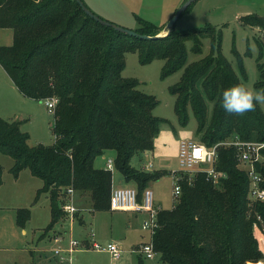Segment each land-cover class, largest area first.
I'll return each instance as SVG.
<instances>
[{"label": "trees", "instance_id": "obj_1", "mask_svg": "<svg viewBox=\"0 0 264 264\" xmlns=\"http://www.w3.org/2000/svg\"><path fill=\"white\" fill-rule=\"evenodd\" d=\"M245 19L249 25L264 26L260 17ZM140 23L137 33L158 35L156 26L142 19ZM0 29L13 30V43L0 46V65L19 92L35 100L58 99L51 146H30L21 121L0 116V153L14 160L12 174L18 177L28 169L44 182L37 197L50 195L48 230L64 219L59 198L69 188L85 199L91 212L111 210L112 171L95 166L96 158L107 151L115 152V167L127 184L136 186L139 201L163 175L131 163L136 155L153 150L163 120L153 114L156 98L141 92L136 80L123 77L128 52H137L142 64L165 61L163 77L184 69L170 91L177 97L180 122L188 124L189 111L195 116L199 143L212 147L236 136L264 141L259 104L242 117L220 106L222 91L243 82L222 55V34L214 27L173 29L165 37L145 40L102 25L75 0H0ZM206 37L218 54L187 65L186 43L192 41L193 51L200 54ZM259 68L257 90L264 89V68ZM242 75L246 78L243 69ZM216 167L226 174L220 183L208 181L202 173L189 183L186 174L173 208L159 212L153 246L162 263L263 264L254 223L260 217L264 224V203L250 205L249 179L232 147L220 148ZM3 173L0 163V189ZM30 218L29 209L17 213L22 228ZM137 264H144L142 258Z\"/></svg>", "mask_w": 264, "mask_h": 264}, {"label": "rangeland", "instance_id": "obj_2", "mask_svg": "<svg viewBox=\"0 0 264 264\" xmlns=\"http://www.w3.org/2000/svg\"><path fill=\"white\" fill-rule=\"evenodd\" d=\"M82 1L98 17L128 30L138 29L141 25L140 19L149 22L160 30L158 35L162 38L168 35L164 29L189 0ZM250 15L260 17L264 23V0H196L176 21L174 30L188 32L210 26L216 32H221L222 55L232 65L243 84L256 89L255 85L261 74L259 66L264 68V26L245 23V17ZM12 40V29H0V46H7ZM193 46L192 41L186 43L187 65L211 54H218L210 37L203 39L200 54L193 51ZM164 63L163 60L155 59L148 64H142L137 52H128L123 77L136 80L141 92L154 96L158 101L153 114L163 122L155 138L154 148L136 155L131 163L139 170L163 173L159 180L150 184L149 189L156 205L164 210H171L176 202L172 174L182 170L179 162L180 144L183 141L198 142L199 138L195 116L189 111L188 124L183 125L175 112L177 97L170 91L181 81L184 69L163 77ZM242 69L246 78H243ZM260 106L264 113V105ZM211 111L210 107V114ZM0 116L9 121H21V130L30 135V146H51L55 142L54 112L48 109L44 100L26 98L20 94L1 65ZM114 158L115 152L107 151L96 158L95 166L104 168L109 159ZM13 161L11 156L0 153V163L4 168V183L0 189V264H59L53 250L58 246L68 249L71 240L80 243L75 253L70 256L74 258L72 264H137L139 258H142L144 264H164L159 254L147 259L137 252L140 245L150 243L152 238L151 232L142 228L143 221L148 217L146 214L109 210L95 212L93 219L91 211L84 210L81 213L84 223H81L78 219L73 220L62 209L64 218L68 219L60 221L57 231L48 230L51 222L50 195L42 193L37 197L39 190L44 187L43 180L28 169L22 171L20 179L15 177L11 172ZM149 163L152 167L146 169ZM112 174L116 188H136L133 183L127 184L116 167ZM59 200L65 204L68 201L67 195L61 194ZM78 200L75 196V205L83 208ZM20 209L31 211V218L24 228L17 223ZM60 230L64 234V238L59 235L63 243L56 245L54 238L51 240V235ZM86 233L103 245L109 242L118 244L121 250L120 259L113 260L110 253L83 245Z\"/></svg>", "mask_w": 264, "mask_h": 264}, {"label": "built area", "instance_id": "obj_3", "mask_svg": "<svg viewBox=\"0 0 264 264\" xmlns=\"http://www.w3.org/2000/svg\"><path fill=\"white\" fill-rule=\"evenodd\" d=\"M45 104L49 110L54 112L58 104V99L55 97L48 98L45 100ZM221 147H232L234 149L239 168L244 170L247 174L249 179L248 199L250 205L259 202L264 203V174L262 172L264 168V141L242 140L237 136L219 142L212 147L195 141L181 142L179 162L182 170L173 172L172 174L174 180L173 193L176 197V201L181 196V182L185 179L184 177L186 174L188 175L189 183L200 173L205 174L207 180L215 184L220 183L222 179L226 178V174L219 171L216 167ZM114 167V160L109 159L105 169L112 171ZM151 167L152 164L149 163L145 168L149 169ZM66 195L68 201L63 204L62 208L64 212L73 219L81 209L75 205L74 199L76 195L73 188L67 189ZM110 208L114 211H131L134 213L147 214L148 217L143 221L142 228L145 231L151 232V242L140 245L137 252L144 255L147 259L154 258L157 253L153 246V236L158 229V215L162 209L155 206L152 191L149 188L146 189L142 196V201H139L136 188L128 186L113 188L111 192ZM254 236L258 242L261 253L264 255V224L260 217H258V221L254 223ZM54 241L56 245H60L62 237H54ZM79 244L78 241L71 240L68 249H62L60 246L55 248L53 253L58 258L59 264H72L74 258L70 256L75 253ZM89 247L97 251L110 253L113 260H118L121 257L120 247L114 242L103 245L92 240ZM262 263L264 264V260Z\"/></svg>", "mask_w": 264, "mask_h": 264}, {"label": "clouds", "instance_id": "obj_4", "mask_svg": "<svg viewBox=\"0 0 264 264\" xmlns=\"http://www.w3.org/2000/svg\"><path fill=\"white\" fill-rule=\"evenodd\" d=\"M219 103L227 114L242 117L254 112L258 104L264 105V89L235 84L222 91Z\"/></svg>", "mask_w": 264, "mask_h": 264}, {"label": "water", "instance_id": "obj_5", "mask_svg": "<svg viewBox=\"0 0 264 264\" xmlns=\"http://www.w3.org/2000/svg\"><path fill=\"white\" fill-rule=\"evenodd\" d=\"M80 7L83 9V11L91 18H94L97 22L101 23L104 26H108V27H112L114 28L116 31H119L121 33L130 35V36H135V37H139L145 40H155V39H159L161 38V36L157 35V36H148V35H141L139 33H137L136 31L133 30H128L122 27H119L117 25H114L108 21L103 20L102 18L98 17L97 15H95L91 10H89L86 5L83 3L82 0H75ZM196 0H189L187 1V3L182 7V9L173 17V19L171 20V22L169 23V25L164 29V32L169 34L172 32V30L174 29V25L176 23V21L179 19V17L182 15V13H184L189 7L190 5Z\"/></svg>", "mask_w": 264, "mask_h": 264}, {"label": "crops", "instance_id": "obj_6", "mask_svg": "<svg viewBox=\"0 0 264 264\" xmlns=\"http://www.w3.org/2000/svg\"><path fill=\"white\" fill-rule=\"evenodd\" d=\"M12 43H13V40H12ZM11 43V44H12ZM11 44H9V45H11ZM8 46V45H7ZM15 86V85H14ZM15 88L17 89V87L15 86ZM18 90V89H17ZM18 92H19V90H18ZM20 93V92H19ZM21 94V93H20ZM104 168H106V166L104 167ZM22 174H23V172H21L20 174H19V176H18V178L20 179V177L22 176ZM4 183V182H3ZM125 187H127V186H125ZM113 188H116L115 187V185H114V183H113ZM76 196H77V194H76ZM78 197V196H77ZM78 202H79V204H80V206L81 207H83V208H80L81 209V211L80 212H78L77 214H76V216L73 218V220H75V219H78L81 223H84V218H83V215H81V213L84 211V210H86V211H90L89 209H87L88 208V206L89 205H87L86 204V201H85V199L83 198H80V197H78ZM155 206L156 207H159V208H161L160 206H158V205H156L155 204ZM50 209H51V207H50ZM162 209V208H161ZM162 210H164V209H162ZM91 214H93V219L95 218V216H94V214H95V212H91ZM142 214H146V213H142ZM147 215V214H146ZM66 219H68V218H64L63 220H66ZM60 223V222H59ZM59 223H57L55 226H54V228L53 229H51V231L52 230H56V227H57V225L59 224ZM131 227V226H130ZM90 229H92V227L90 228ZM62 230V229H61ZM60 230V232H58V233H60V234H58L56 231V233H53L52 235H51V240H53V238L54 237H57V236H59V235H62V237L64 238V234H61L62 233V231ZM25 232V231H24ZM65 232H67V230L65 229ZM89 232V231H88ZM87 232V233H88ZM87 233L85 234V236H84V240H83V245H85L86 247L87 246H90L91 245V243H92V240H93V237H88V235H87ZM65 234H67V233H65ZM63 243V242H62ZM82 250V249H81ZM108 253V252H107ZM53 255H54V253H53ZM55 256V255H54ZM56 257V256H55ZM57 258V257H56ZM55 259V258H54ZM58 259V258H57ZM57 259H55L58 263H59V260H57Z\"/></svg>", "mask_w": 264, "mask_h": 264}]
</instances>
